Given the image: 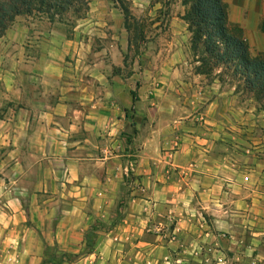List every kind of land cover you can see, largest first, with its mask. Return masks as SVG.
Instances as JSON below:
<instances>
[{
  "label": "crops",
  "instance_id": "0c3cea01",
  "mask_svg": "<svg viewBox=\"0 0 264 264\" xmlns=\"http://www.w3.org/2000/svg\"><path fill=\"white\" fill-rule=\"evenodd\" d=\"M223 1L229 30L264 59V0ZM91 17L71 37L18 17L0 38V264H43L46 248L80 253L119 204V225L77 264L97 262V244L114 239L147 245L131 238L169 222L226 264H264V121H253L264 116L193 79L188 98L175 96L187 91L178 49L152 87L133 88L112 75L118 46L97 48L103 16Z\"/></svg>",
  "mask_w": 264,
  "mask_h": 264
},
{
  "label": "rangeland",
  "instance_id": "374dc122",
  "mask_svg": "<svg viewBox=\"0 0 264 264\" xmlns=\"http://www.w3.org/2000/svg\"><path fill=\"white\" fill-rule=\"evenodd\" d=\"M188 7V0H120L118 3H115V0H90L89 11L82 18L65 16L66 21L70 22L68 25L56 21L50 23L43 16L30 18L34 20L43 18L51 24L49 27L54 31L71 37L83 28L85 19L92 18L91 15L100 14L103 16V21L97 20L101 23L97 26V33H102L103 37L97 39V48H107L108 52L111 45H116L118 46V58L121 59V65L111 67L112 75L117 72L114 76L123 80L132 78L133 88H137L143 81L148 82L152 87L158 79L159 65L167 56H171L174 50L178 49L182 56L178 79L187 83V91L181 92L183 87L179 85L180 91L173 92L175 96L188 98L189 90L192 88L190 86H194L190 83L193 79L197 81L196 85H199L201 92L207 95L213 92L216 95L223 93L229 98L230 106L234 109L244 114L251 111L255 116H264V105L253 99L247 92H243L238 83L230 80L223 70L218 69L210 76L200 74L201 65L193 62L198 54L193 51L191 35L183 21ZM127 27L130 29L129 33ZM135 29L138 30L135 31ZM138 31L141 36L135 40L134 36ZM108 58L111 60V57ZM193 97H190L189 101H192ZM258 120L262 123L264 117L255 118L253 120L255 125H258ZM119 205L117 206L118 213H116L117 207L114 208L109 221L104 223L106 228L110 227L109 223L113 219L119 221L114 226L115 228L123 219L124 204ZM172 229L173 225L169 222L165 230L155 231L147 227L138 236L130 237L133 241L137 239L147 245L136 246L132 245L131 241H119L118 239H114L109 245L97 244V262L93 264H226V254L222 255L223 250L209 246L207 243L196 245L189 233L180 237L173 233ZM103 231L99 236L106 233ZM131 235L132 232H130ZM99 236L97 241H99ZM159 236L166 244L158 250L153 245L159 242ZM170 241L177 242L176 249L167 247ZM73 264H77V261ZM229 264H238V262L232 261Z\"/></svg>",
  "mask_w": 264,
  "mask_h": 264
},
{
  "label": "trees",
  "instance_id": "16d2710c",
  "mask_svg": "<svg viewBox=\"0 0 264 264\" xmlns=\"http://www.w3.org/2000/svg\"><path fill=\"white\" fill-rule=\"evenodd\" d=\"M89 3L90 0H0V38L20 16H43L50 23L68 25L65 16L82 18L89 11ZM188 3L183 21L191 35L193 51L198 54L193 62L201 65L200 74L210 76L221 69L243 92L264 105V59L251 57L242 38L229 30L224 1L188 0ZM127 32H130L128 27ZM140 36L138 31L135 40ZM128 44L130 47V38ZM118 210L117 207L116 213ZM118 222L113 219L106 228V224L97 219L85 233V246L80 253L56 255L53 249L46 248L43 264H73L91 254L102 230L107 233Z\"/></svg>",
  "mask_w": 264,
  "mask_h": 264
},
{
  "label": "built area",
  "instance_id": "2783aa9c",
  "mask_svg": "<svg viewBox=\"0 0 264 264\" xmlns=\"http://www.w3.org/2000/svg\"><path fill=\"white\" fill-rule=\"evenodd\" d=\"M132 166H133V163H132V162H130V163H129V167H132Z\"/></svg>",
  "mask_w": 264,
  "mask_h": 264
}]
</instances>
